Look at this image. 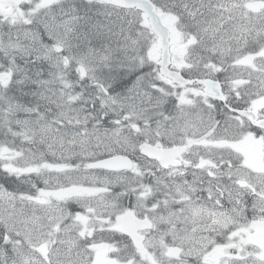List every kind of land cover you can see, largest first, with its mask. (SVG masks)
<instances>
[{"label": "snow or ice", "instance_id": "snow-or-ice-1", "mask_svg": "<svg viewBox=\"0 0 264 264\" xmlns=\"http://www.w3.org/2000/svg\"><path fill=\"white\" fill-rule=\"evenodd\" d=\"M0 264H264V0H0Z\"/></svg>", "mask_w": 264, "mask_h": 264}]
</instances>
